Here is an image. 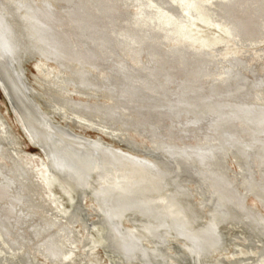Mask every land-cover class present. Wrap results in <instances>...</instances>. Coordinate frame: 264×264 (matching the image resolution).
Masks as SVG:
<instances>
[{"label": "bare ground", "instance_id": "6f19581e", "mask_svg": "<svg viewBox=\"0 0 264 264\" xmlns=\"http://www.w3.org/2000/svg\"><path fill=\"white\" fill-rule=\"evenodd\" d=\"M122 1L0 0V88L18 123L30 139L28 141L33 142L44 153L43 155H46V163L50 169L45 172L36 163V169L30 168L34 174L29 176L28 170L24 169L18 157L12 160L11 165L9 163L10 167L0 164V201H5V204H0V232L5 234V237L13 239L11 244L19 245L16 251L24 264H31L29 252H22L26 239L37 243L39 252L43 256L61 260L63 256L72 254L68 246L71 243L72 233L69 232V227L62 223L65 222L72 227L75 222L82 220L83 209L80 201L85 196V190H90L96 196L94 205L97 206L101 222L106 227L102 238L109 251L118 256L116 264H168L165 245L171 238L181 240L177 248L178 260H174L173 264L189 263L186 262L187 259L192 264H221L219 261L213 262L209 256L224 245L223 228L224 225L230 224L246 228L249 232L245 237L246 240L254 241L253 244L256 243L258 249L264 252V241H261L264 239V214L245 204L239 191L229 184L224 173L211 166L215 161L216 165L221 164L224 142L189 146L178 145L166 139L152 143L150 139L151 128L154 126L160 128L182 127L184 124L216 126L225 119L224 113L227 109L220 107L222 105L203 101L185 81L178 80L168 84L167 80L171 79L170 71L165 70L163 81L158 78L153 79L151 77L153 63L148 60L147 53L143 55L146 56L144 65L147 66L144 70L149 69L150 73L142 78L133 66L129 67V64L122 62L120 57L112 58L109 62L111 70H107L108 73L103 75L98 73L99 70L101 72L106 68L102 66L104 58L101 55L105 57L108 52L116 54L115 51L119 48L135 67L141 66L142 60L138 51L145 45L136 46L135 43L151 30H156L157 33L163 32L169 41L168 51L189 54L194 63L200 59L213 58V55L221 57L225 64L217 79L221 80L224 88L234 89L236 95H239V92L247 95L252 100L251 103L258 108L251 113L256 114L255 119H261L259 117L261 116L263 121L264 73L245 58L244 51L240 53L229 49L230 42L240 45L248 41L249 44L264 35L262 33L256 37H249L245 33L250 25L243 14H236L235 11L241 10L244 13L242 5L246 0H180L182 12L178 8L175 12L166 11L156 0H150L149 3L131 0L130 3L135 6L138 14L131 22H126L127 30L118 34L120 22H123L119 17L120 11L122 8L127 9V6L121 4ZM252 1L254 2L252 4H257L258 7L264 4V0ZM107 4L113 9L110 16L107 14L109 17L102 11ZM218 9L233 14L238 20L233 22L227 16L213 19L210 13ZM101 20L109 22L111 27L105 25L106 23L102 24ZM199 23L213 27L219 33L215 34L214 31L212 34L203 33ZM262 26L264 27V23ZM119 37L121 39L123 37L122 47L118 45ZM248 44L246 43V46ZM165 47L167 48V45ZM25 52H33L42 60L55 63L56 66L52 70L45 63H41L38 68L42 73L48 72L50 77L53 76L52 84L49 81L48 83L62 91L59 97L62 107L65 106L71 112L78 114L92 111L101 116L102 122L110 126L123 123V127H131L145 134L152 147L159 148L160 153H164L162 155L176 163L177 173L180 171L185 176H192L197 182L202 179L203 183L210 187V190H204L202 201L193 200L191 194L193 190L188 188L180 177L171 179L165 173V169L153 165L151 159L130 155L99 139H87L72 133L73 131L64 126L54 124L51 115L43 112L29 97V89L23 81L20 67ZM64 71L69 74H65ZM140 80L151 84L154 82L158 87L157 90L161 87L162 90L164 87H169V91L174 92L171 95L174 103H171L173 100L171 102L164 100L165 104L163 102L164 105H161L160 99L157 98L165 92L162 91L158 97L150 96L141 88L143 86ZM65 82L79 87V90L77 88L72 90L86 97L92 93L86 92L85 89L92 88L98 92L106 90L104 94L108 96L110 102L89 103L88 100L83 101L81 98L72 100L71 90L66 88ZM138 82L139 85H136L135 83ZM145 83L144 86H147ZM211 84L209 89L212 88L213 84ZM207 105L218 110L215 114L219 115L202 119V115L209 112L204 108ZM228 107L234 108L235 105L233 103ZM236 108L238 107L228 114L234 113L233 115L237 117L238 113L241 116L239 113L241 110L238 108L235 112ZM119 110L127 114L131 112L133 116L140 112L146 120L138 121L136 117L135 119L125 117L123 122L117 117ZM179 110L181 114L174 118L175 125H165V118L173 114L175 116ZM196 114L198 117H195ZM6 126L5 123L0 124V133L4 139L7 138ZM231 141L235 148V157L240 162L239 170L244 188L248 191L253 189L254 182L245 170L247 165L243 163L242 156L252 151V145L234 136H231ZM1 151L0 144V153ZM33 157L38 159L39 156L33 154ZM45 166L47 167V164ZM30 177H34V180ZM48 178L57 179L66 189L78 191L81 200L75 201L73 210L65 215L58 213L44 215V219L38 221L30 233L21 235L20 229L34 215L28 216L27 211L37 208L42 210L43 207L39 199L36 200L37 193H33L31 188L37 191L40 187L37 188V183H42L47 187L46 198L50 203L56 202L50 184H47ZM253 181L261 185L262 197H264V184L257 179ZM259 203L264 206V203ZM124 218L130 221V226L122 224ZM87 224L86 222L82 224L86 234ZM86 234L81 241L85 242L88 238ZM3 249L1 248L2 251Z\"/></svg>", "mask_w": 264, "mask_h": 264}, {"label": "rangeland", "instance_id": "374dc122", "mask_svg": "<svg viewBox=\"0 0 264 264\" xmlns=\"http://www.w3.org/2000/svg\"><path fill=\"white\" fill-rule=\"evenodd\" d=\"M156 1L159 4L161 3L162 8L166 11L175 12L176 10L178 11L179 9V11L182 12V8H181L182 5L180 4V0H156ZM130 2L131 0H123L121 3L122 5L127 6V9L122 8L120 11L119 17L123 22H120L119 25L120 28L117 30L118 34H120L121 31L127 30L128 25L126 24L128 23L126 22H131L132 19H134L138 14L135 11L136 10V8H134L135 6L131 5L132 3ZM140 2L149 3L150 0H140ZM252 3H254L252 0L244 1V4L242 5L244 13L241 12V10H237L235 11V13L243 14L245 16L247 23L250 25L249 30L245 31V33L249 37H256L259 34L264 33V27L262 26L264 23V4H261L262 6L260 5L258 7L257 4L253 5ZM175 5L177 6L174 7ZM109 6L110 5L107 4L105 5V8L102 9L104 15L106 16L108 15L110 16L113 10ZM145 10H149V8H145ZM210 14H212L213 19H218L219 17L227 16L233 22L238 20V18L236 17L234 18L233 14L227 13L226 11H221L219 9L218 11L211 12ZM101 22L102 24L106 23L105 25H107L109 28L111 27L109 22H106L105 20L104 21L101 20ZM152 25L153 24L151 23V26ZM199 27L201 29V32L203 33L212 34L213 31L215 34L219 33L217 29H214L213 27L210 26L208 27L207 25H203L201 23H199ZM171 36L173 35L171 34ZM261 37L262 38H260L259 36L258 39L256 38L255 40L251 41L249 44L248 41L242 42L240 45L238 44L236 45L233 44V42H230L229 49H233L237 52L240 51V53L244 51L245 58L249 62H251V64L254 65L256 69L264 73V35H261ZM118 40L120 41L118 45L122 47L124 43L123 37L122 39L119 37ZM168 42L169 41L168 39H166V36L164 35L163 32L157 33L156 30L155 31L151 30V32L146 33L143 37L141 36L139 41L135 43L136 46L139 44L145 45L143 49H140V51H138L140 55V59L142 60L141 66L135 67L133 65V62L129 60L124 54V52L119 48L116 49L115 51L116 54H112L107 51L108 53L107 55H105V57L104 55H101V57L104 58L102 66L106 68H103L101 72L99 70L98 73L100 75L108 73V71L111 70L109 66L110 65L109 62L114 57L115 58L120 57L121 60H123L122 62L129 64V67L133 66L134 69L138 71L137 72L138 75L142 78L144 77V75L146 74L149 75L150 73L149 69L144 70V67L147 66L144 65L146 56L143 57V55L147 53L146 55L148 57V60L152 61L153 63L152 64L153 70L151 71V74H153L151 77L153 79L158 78L160 81H163L165 77L164 76L165 70L170 71L171 79L169 78L167 80L168 84L178 80L185 81L188 87H192V89L195 90V93H197V95H199V97L203 101L209 102L211 104L222 105L220 107L226 108L227 110L224 113L225 119L217 123L216 126H207L206 124H197V125L184 124L182 127L172 126L170 128L169 126L170 124L175 125L174 118L176 116L179 117V115L181 114L180 113L181 110H179L177 111L178 113L177 112L175 113V116L173 114L171 115L172 117L169 116L168 118H165L166 120L165 125L169 127L165 126L164 128H160L159 126H154V127L151 126L152 127L151 128L152 134L150 135L151 142L155 143L156 141H163L166 139L167 141L175 142L178 145H189V146L204 145V143L207 144V143L224 142L223 143L224 147L221 150L222 152L221 154H223V159L222 158L220 159L221 164L219 163V165H216L217 162L215 161L212 163L213 165L211 164V166L214 169H219L224 173V175L228 179L229 184L232 185L234 189H237V191H239V194L241 195V198L243 199L245 204L255 209H258L261 213L264 214V206L263 204L261 205L259 203V202L264 203L263 201L264 197H262L263 196L262 188L260 187L261 185L259 183L253 181V179H257L261 181L260 182L261 184H264V118L263 121L261 120L262 119L261 116H259L261 119L259 118L255 119L256 114L251 112L257 110L258 108L256 107V105H254V103H251L252 100L249 99L247 95H244L242 92H239V95L238 94L236 95L234 89L224 88L223 87L224 85H222L221 80L217 79L219 78V74H221V72L223 71V66L225 64V62L221 60V57L213 55V58L210 57V59L207 58L204 60L200 59V61L198 60V62L194 63L192 62V56H190L189 54H182V53L177 54L168 51L169 50ZM246 43L248 44V46H246ZM166 45L167 48L165 47ZM41 63L47 64V66L51 70L53 67L56 66L55 63H53L52 61H44L37 54H34L33 52H25V54H23L21 58L20 67H21L22 75L24 77L23 81L25 82V84L29 89L28 90L29 97L33 99L35 103L38 104V106L43 112H46L51 115L54 124H59L61 126H64L65 128L71 130V132L73 131L72 133L78 134L87 139H99L100 141L105 142L106 144H110L111 146L118 148L123 152L129 153L130 155L141 156L147 159H151L152 161L151 163H153V165H157L159 168L163 170L165 169L164 170L165 173L171 179H174V177L176 176L180 177V179L184 182V184L186 183L187 187L193 190L191 191L193 192L191 193L193 196L192 197L193 200L200 199V201H202L205 192L204 190L207 191L210 187L206 186L203 183L202 179H200L197 182L194 181L196 180V178L194 177L192 178V176L191 177L185 176L180 171L177 173L176 163H174L172 159H169V157L162 155L164 153H160L161 151L159 148L152 147L150 145V141H148L149 138L145 136V134L137 132L131 127H123V123L120 124L116 123L110 126L102 122L101 116H98V114L93 113L92 111L88 112L87 114H78L71 112L65 106L62 107L63 105L59 100L62 91L59 90L57 87L55 88V86L53 87L52 85L51 86L49 85V83L52 84L51 82L53 76L50 77V75L47 74L48 72L42 73L40 71L38 67L41 65ZM73 65L75 66L76 64ZM161 68L163 69L161 70ZM91 71L94 72L93 70ZM64 73L67 74L68 72L64 71ZM209 79L211 81H209ZM45 82H47L48 84ZM140 82H142L141 86L143 87L141 88L143 89V91H145V93L150 96L155 97L156 95L158 97L160 94H162V91L165 92L162 95H160L161 97L159 98L156 97L158 100L160 99L159 103H161V105L165 104L164 100H168L170 102L173 100L171 103H174V98L171 96L174 94V92L172 90L169 91L170 90L169 87L166 88L164 87V90H162L161 87L160 89L157 90L158 87L155 85L154 82H153L154 85L151 83H145L142 80H140ZM140 82L135 84L139 85ZM144 83L147 86H144ZM185 83L183 84L186 85ZM210 83L213 84V85L211 84L212 85L211 89H209ZM65 84H66L65 85L66 88L71 90L70 96L72 100H78L81 98L83 99V101L88 100L89 103H96V102L98 103L99 101L103 103L110 102L108 96L106 97V95L104 94L106 90L98 92L92 88H88V90L85 89L86 92L89 91L90 93L94 94V95L91 94L90 96L87 95L86 97V95L85 96L79 95L77 90H76L77 92L73 91L76 88L79 90V87H74L72 84H68L66 82ZM149 84H151V87H153V89L149 86ZM50 87L52 88L49 89ZM145 88L148 90H146ZM117 92H118V96H120L119 89ZM100 96L102 98H100ZM168 96L169 98L166 99V97ZM233 103L235 107H238L241 110V111L239 110L241 116L238 115V113L236 114L237 117L233 115L234 113L228 114L229 111L235 110V107L234 108L228 107ZM54 105H58V106H54ZM194 106L198 107L197 105ZM204 108L205 111L207 112L209 111L210 113L208 112L207 114H203L205 117L202 115L201 117L202 119H207L208 117H212L213 115L216 116L219 115V114H215L218 110L216 111L214 108H211L208 105L205 106ZM238 108H236L235 112H237ZM122 110H119L120 112H117L118 114L117 117H119V119L123 122L125 120V117H129L131 119H135L136 117L138 121H141L142 119L146 120V117L140 112H138L139 114L136 113L134 114L135 116H133L131 112L127 114V113H123ZM262 111H264V109H262ZM140 114H142L143 117ZM196 116L198 117L197 114L195 115V117ZM248 118L253 120H249ZM1 123L3 124L5 123L7 125L6 133H5L7 138L4 139L2 133H0V144L2 145V151H1L2 154L0 153V164L10 167L9 163L11 165L12 160L18 157L17 159L24 167V169L28 170L29 176H31L33 173V171L31 172V169L33 170L36 169L37 167L36 163H38L39 168L43 169L45 172L50 170L48 169L49 168L48 163H46L47 162L46 155H43L44 153H42L39 147L34 145L33 142L28 141L30 139L28 138L27 134L18 123L15 114L12 112L10 104L6 100L0 88V124ZM231 136H234L237 139L240 138L243 141L250 142L252 145V151L248 153H244L242 156L244 160L243 163H246L247 165L246 166L247 169L245 170L248 171L250 178H252L251 181L254 182V186L252 184L253 189H250L248 191L244 188V184H243L244 182L239 170L240 162L238 161V158L235 157V148L233 147L234 145L232 146ZM33 154H35L36 157L38 155L39 156L38 159L34 158ZM46 164L47 167L45 166ZM173 167H175L174 168L175 170L173 169ZM170 174H172V176ZM31 179L34 180V177H32ZM36 179L37 177L35 178V180ZM201 183L203 184L202 186L200 185ZM47 184L48 185L50 184V189H52L54 193L56 202L50 203V200L46 198L45 192L47 193V187L44 186L42 183L39 182L37 183L38 186L35 185L37 186V188L40 186L37 189V191H34V189L31 188V191L33 193L34 192L35 194L37 193L36 200L39 199L38 201L43 204V207L42 210L37 208V209H31V211H27L28 216H32V214L34 215L33 218H30V220L26 223V225L20 229L21 235H24L25 233H30L32 231L31 229L36 227L35 225H37L38 221L44 219L43 218L44 215H49V213H55V214L58 213L61 215L63 214L65 215V213L67 214L73 210V204L75 203V201L78 200L79 202L81 200V197H78L79 196L78 191L66 189L57 179L54 180L48 178ZM255 184L258 187H256ZM257 188H259L260 190ZM84 195L85 196L82 198L83 200L80 201V204H81V208L83 209L81 211L82 220H86V221H82V220L77 221L72 225V227L70 225H67L65 222L62 223L64 226L69 227V232L72 233V236H70L71 243L68 245L72 254H69L66 257L63 256L61 260L47 258L39 252L37 243H35L34 241L32 242L31 239H26L27 238L26 237L24 243L25 246L22 248L23 249L22 252L23 251L29 252V255H31L30 256L31 264H116L117 263L118 256L115 253L109 251V249L105 246L106 242L102 238V235H104L106 231V227L101 222L102 220H101V216L98 213L97 206L94 205V199L96 198V196L94 195V193H91L90 190H85ZM44 199L46 201H44ZM0 204L2 205L5 204V201H0ZM54 206L56 207L55 209ZM204 211H206V208H204ZM83 222L88 223L86 228L87 234L85 233L86 231L83 230V226H82ZM122 224L126 226L131 225L130 221H128L127 218L123 219ZM54 228L56 229L57 227L55 226ZM223 231L225 233V243L219 250L213 252L209 256L210 260H212L213 262L219 261L221 264H249V263L264 264L263 261L264 252L258 249L259 247H257L258 245H256V243L253 244L254 241L248 242L246 240L245 237L249 234L246 228H244L243 226L230 224V225H224ZM85 234L88 236V238H86L84 242L81 241V239L84 240L83 237L85 236ZM11 240L13 241V239H10L9 237H5V234L0 232V264H24L21 258L19 257V254L16 251V248L19 245H16L15 243L11 244ZM261 241H264V239H262ZM178 242L181 243V240L177 238H171L165 245V249L167 250L168 264L171 263L173 264L174 260L176 261L178 260V256H177V252H178L177 248H179ZM1 248H4L3 251L1 250ZM66 248L67 246L64 248V250ZM90 248L92 250H90ZM260 254L262 257L260 256ZM243 256L244 258H242ZM259 256L260 259L262 258L261 259L262 262L259 259ZM235 258L236 259L239 258V259L236 260ZM240 259L243 260L247 259L248 261L244 262L241 261ZM186 262L189 263H184V264H192L188 259L186 260Z\"/></svg>", "mask_w": 264, "mask_h": 264}]
</instances>
